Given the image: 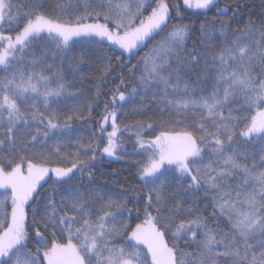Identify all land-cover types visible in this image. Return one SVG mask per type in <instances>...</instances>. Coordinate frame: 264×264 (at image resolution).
<instances>
[{
  "label": "snow or ice",
  "instance_id": "snow-or-ice-1",
  "mask_svg": "<svg viewBox=\"0 0 264 264\" xmlns=\"http://www.w3.org/2000/svg\"><path fill=\"white\" fill-rule=\"evenodd\" d=\"M261 9L197 29L170 0H0V264H264ZM94 58L115 87L84 141L73 122L95 119L99 83L79 86ZM124 133L135 183L101 194L93 162L121 159Z\"/></svg>",
  "mask_w": 264,
  "mask_h": 264
},
{
  "label": "trees",
  "instance_id": "trees-1",
  "mask_svg": "<svg viewBox=\"0 0 264 264\" xmlns=\"http://www.w3.org/2000/svg\"><path fill=\"white\" fill-rule=\"evenodd\" d=\"M170 2L174 3H180L181 4V14L177 18L176 22H180L183 20V22L188 23L191 22L192 25L198 29L200 23H204L205 21H208L209 23H215L217 26L220 25V23L224 21H228L230 23H239V22H247L248 16H252L253 19L256 18V15H259V13L262 11L261 9V0H245L244 3L240 4L241 9H244L247 7V11H242L240 16L237 19H233L232 13L235 10V5L238 2V0H218L219 8L224 9L228 8L229 11L226 15H220L216 9H212L207 16L203 15H197L194 10L190 9H184L182 5V0H170ZM255 14V15H253ZM199 35L198 32L194 36V40H198ZM192 41L189 42V48H191ZM151 47V45H149ZM148 49H145L144 51H147ZM105 51L108 53V56L110 57H120V52L116 47L113 48H106ZM143 53H141L142 55ZM127 54H124V57H120V59L123 61V63L126 65L129 61L126 59ZM139 57H135L131 62L135 63ZM98 62L93 59V61L90 62V65H85L82 70V75H85V83L82 85H79L83 92L86 94H94L96 91L95 85L99 83L100 93L99 97L96 100L95 104L93 105L92 112L93 116L95 117L94 120L91 121H74L73 122V132L77 137H79L81 140L87 141L92 137V135L95 133L97 136L99 135L97 131V124L100 119L99 114L103 113L104 103L106 100L110 99L109 92L112 88L115 87V77L112 74H109L103 81H97L95 77V71H96V64ZM119 61H114L113 63V69L115 70ZM92 67V71L89 72V67ZM65 74L70 71L67 67L63 70ZM116 75H119L117 72ZM68 80L70 83H78L77 81L72 80L71 77H68ZM76 101L74 98H68L67 104L69 106H72L75 104ZM82 103H87V99H85ZM132 105H129L126 109H122L124 113V119L125 122H131L135 117L132 113ZM131 133H124L123 139H124V148L127 150L126 152L122 153L121 159H116L115 157H107L104 155H101L98 157L96 161L93 162L94 167L92 169L93 171V177H92V184L94 187L98 189V191L101 194L104 193H119L126 191L128 187H131L135 183V168L134 164L137 160L142 159V157L139 155L138 152H133V144H134V138L130 139ZM75 138V137H74ZM73 149L75 148V144L72 145ZM85 181H88V176L85 175L84 177ZM79 183V182H77ZM62 191V190H61ZM58 198V194H57ZM131 199V197H129ZM197 203H199V200H197ZM201 210L205 211L207 213L211 212V207L204 208V205H201ZM221 228H224V223H221ZM226 230V229H225Z\"/></svg>",
  "mask_w": 264,
  "mask_h": 264
}]
</instances>
